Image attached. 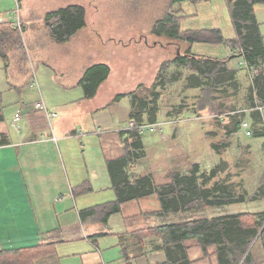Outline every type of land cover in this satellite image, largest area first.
<instances>
[{
  "label": "crops",
  "instance_id": "crops-1",
  "mask_svg": "<svg viewBox=\"0 0 264 264\" xmlns=\"http://www.w3.org/2000/svg\"><path fill=\"white\" fill-rule=\"evenodd\" d=\"M3 1L6 0H0ZM24 5L23 0H15L16 11L22 13L20 19L27 25ZM177 10L180 20L187 16L193 20L198 18L195 22H190L186 28L181 24L180 31L218 29L224 39L235 37L226 0H202L195 3L186 1L179 4ZM2 13L0 12V22L14 20V16L9 19L1 17ZM8 13L5 12L7 15ZM262 23L264 24V21ZM45 30L47 32L46 28L43 29L42 36H45ZM79 31L64 43H56L44 37V44L35 45V41L30 40V34L24 27L23 34L28 42L29 55L27 68L30 72L21 74L16 72L15 79L19 80V84L22 85L20 87L17 82L9 80L4 61L0 58V69L3 72L0 81V250L29 248L36 245L50 246L51 253L38 257L34 264L113 262L171 264L161 247V239L155 236L148 238L137 232L147 227L178 222L171 220V217L176 218L175 213L160 212L161 206L156 194L122 203L119 211L111 214L106 222L101 220L103 211L95 212L86 220L81 219L80 212L116 200L107 163L125 154V139L128 135L120 132L125 129L121 127L122 123L130 118L132 110L130 93L138 97L146 94L145 89L150 88L155 81L164 61L163 48H178V43L173 40L166 45L159 43L158 49L155 47L157 43H153L149 52L153 49L154 55L147 57V60H138L135 54L140 49L146 50L148 45L118 44L117 52L133 50L134 54L133 58L129 54L126 55L128 58L126 56L118 58L115 55V44H112L110 55H99L97 54L99 51H95L89 55V58L93 57L94 60L86 63L81 60H70L76 68L67 70L68 65L64 56L72 53L60 51L57 46L60 45V48L67 50L76 47ZM186 43L187 48L191 47V54L197 56L225 60L234 54L233 49L224 43L197 41ZM52 51L56 53L58 62L55 60L50 62ZM240 59L238 66L241 68L238 69L231 66V59L226 62L227 68L235 71V79H240L239 76L244 74L248 76L249 73L247 68L239 65L243 61L242 57ZM38 64L45 68L50 67L54 74L50 79L52 85L49 86L46 81L43 86L48 93L47 100L43 98L41 88L34 77L38 71ZM94 64H106L109 73L98 85L95 94L92 97H85L80 81L84 69ZM170 66L167 68L168 71ZM175 70L173 69V72ZM188 71V75L192 73ZM170 72L171 70L168 73ZM178 82L179 80L172 81L156 89L159 92L157 105L167 87ZM77 89L80 91L75 93ZM118 94L124 96L115 99ZM70 95L72 97H69ZM3 98L12 105L11 114L2 109ZM40 100L43 101L46 111L56 113L50 123L56 140L51 139L46 111L35 106ZM122 102L124 104L120 105ZM18 109L21 112L20 117L16 119L15 113ZM159 109L157 106L156 114L159 113ZM118 111L122 113L118 114ZM255 112L242 117V120L249 118L251 128L258 127L260 124L258 126L255 124L259 121L262 123L261 120L264 118V111ZM96 128H100V133H93ZM81 130L86 132L79 135ZM258 132L261 133V130ZM261 134L263 136L259 137L263 138L264 133ZM141 141L145 152L142 135ZM137 167L133 162L127 168L128 173L137 177L141 172ZM163 176V180L157 182V185L169 182V176L166 174ZM241 204L244 206L238 208H234V204L216 207L215 212H219V215L255 212L250 210L251 206L248 203ZM210 209L212 208L202 211L203 215L207 216L205 214H208ZM109 239L113 241H108ZM102 240L103 252L99 249ZM183 244L190 264H219L214 245L207 246L203 251L196 239H186ZM60 247L64 249L62 253L58 252ZM257 252V255L262 256L261 246Z\"/></svg>",
  "mask_w": 264,
  "mask_h": 264
},
{
  "label": "trees",
  "instance_id": "trees-1",
  "mask_svg": "<svg viewBox=\"0 0 264 264\" xmlns=\"http://www.w3.org/2000/svg\"><path fill=\"white\" fill-rule=\"evenodd\" d=\"M186 1L195 3L202 0H167L161 17L153 21L151 33L170 38L178 44L179 40L187 41L188 44L196 41L227 44L234 52L229 59L242 57L248 66L258 67L259 70L248 88V105L244 108L253 107L255 103L264 105V42L254 12L255 5L264 4V0H226L235 31V37L232 39H224L218 29L180 31L181 17L178 15L179 11H174L173 8ZM44 25L53 42H67L85 25V10L82 6L73 4L58 7L46 13ZM0 58L4 61L6 70L12 65L20 74L28 71L29 55L26 42L10 22H0ZM229 59L219 60L193 55L190 48L186 49L184 54L183 52L176 53L173 58L161 63L155 81L150 88L145 89L146 94L138 97L130 93L132 96L130 118L137 122H156V118L152 117V114L154 115L157 111L155 103L157 104L159 93H156V89L178 78L177 71L173 72L172 76L168 75L167 68L170 65L176 69L185 67L192 72L186 76L187 86L191 88L205 86L214 89L220 83L233 81L235 71L226 66ZM108 73L109 67L106 64H94L88 67L80 81L84 96L92 97ZM159 76H163V83H159ZM122 96L124 95L118 94L115 99ZM148 104L153 107H149ZM144 112L149 119L142 118ZM254 113L256 112L252 111V114ZM256 116L259 115L256 114ZM120 133L128 135V139H125V154L107 163L112 187L116 192V200L83 209L80 212L82 220H86L95 212L103 211L101 220L106 222L111 214L119 211L122 203L156 194L162 214L182 212L187 216L180 222L164 223L137 232L138 234L143 233L142 235L148 238L155 236L161 239V247L165 250L171 264H190L183 244L184 240L189 238L196 239L203 251L207 246L214 245L219 264H264V211L220 214L210 218L199 215L208 208L223 207L260 198L263 195L261 188L264 187V181L251 196L246 195L244 191L236 195L235 189L226 179H218L213 185L207 187L208 182L217 176L219 170L225 169V164L222 168L221 165H217L208 172H200L198 164H193L188 175L175 173L168 183L157 185L153 183L151 175L135 177L128 173L127 168L135 161L133 157L144 155L141 135L131 130H121ZM254 135L263 136L257 131ZM129 139L131 141L128 142ZM213 147L216 146L213 145ZM262 148L264 150V140ZM256 236L261 241L260 246L263 252L262 256L257 255L262 257L259 258L260 263H256L251 249L248 248ZM51 251L48 245L0 250V264H34L38 257L49 254Z\"/></svg>",
  "mask_w": 264,
  "mask_h": 264
},
{
  "label": "rangeland",
  "instance_id": "rangeland-1",
  "mask_svg": "<svg viewBox=\"0 0 264 264\" xmlns=\"http://www.w3.org/2000/svg\"><path fill=\"white\" fill-rule=\"evenodd\" d=\"M23 1L25 2L24 15L27 18V25L20 19L21 24L26 27V30H28L27 33L30 34V40H34L35 45L44 44V37L51 39L46 30L45 36H42L43 29H45L44 20L46 13L58 7L71 4L79 5L84 8L85 25L80 29L77 35V41L75 43L77 46L71 50L60 48V45L57 46L59 47L57 49L60 51L64 50L66 53H72L67 57L64 56L68 65L66 66L67 70L76 68V65H72L70 60H81L82 62L84 61V63L94 60L93 57L90 59L89 55L95 51H99L97 52L99 55H110L111 48L113 47L111 46L112 44H115V55L118 56V58L126 56L127 54H129L131 58L134 56L133 50L130 52H117L116 45L118 44L148 45L146 50L140 49L139 52L136 53L137 55L135 54L136 59L147 60V57L149 58L154 55L153 49L152 52H149L150 46H153V43H157L155 47L158 49V46H160L159 43L166 45L170 43L171 40L170 38L151 33L153 21L161 17L167 0ZM182 3H180V5ZM177 7V5L174 6L175 9L173 8V10L178 11ZM6 11L9 12L8 15L5 14ZM0 12H3L1 17H6V19L15 16V0L0 2ZM185 12H187V9H185ZM254 12L259 24L260 34L262 35L264 32V24L262 23L264 21V4L255 5ZM18 15L22 16V13L19 12ZM197 19L193 20L190 16L183 17L179 20V29L182 30L181 24L186 28L187 25H190V22H195ZM22 37L26 41L25 34H22ZM27 43L26 41V45ZM187 47L186 41L179 40V50L175 47L163 48V62L173 58L177 51L179 53L183 52L184 54V51L188 49ZM126 58L128 57L126 56ZM52 60L58 62V57L54 51H52L50 62ZM240 60L239 57L232 58L231 66L237 69L241 68L238 66ZM86 69L87 67L84 69V72ZM173 69L175 70L176 68L171 65L169 71L171 70L173 73ZM179 70V72L175 70L178 72L177 80H179V82L167 87L158 105L155 103V106L160 107L159 113L152 114V117L156 118V121H170L171 124H165L161 132L146 131L142 134L145 146V152L143 150L144 155L142 157H133V160L140 161H134V164L138 166L137 170L141 171L137 177L151 175L153 183L157 184V182L163 180L164 174L169 176V181L175 173L188 175L193 164H198L200 172H208L217 165H221L222 168L223 164H225V169L219 170L217 176L208 182L207 187L213 185L218 179H226L231 187L233 186L235 189L236 195L244 191L246 195L251 196L255 189L264 181V150L261 144L263 143L262 140H264V137H255L254 135L256 131L258 132L260 130L261 133H264L262 131V123L259 121L255 124L257 126L260 125L258 127H252V130L255 132L251 137L245 138L240 128L239 121L243 119L242 117L244 115H250L251 113L229 114L231 111L244 109V107L248 105L247 94L252 80L249 73L248 76L244 74L243 76H239L240 79H235L234 77L233 81L220 83L217 87L211 89L205 86L200 88H189L188 86H184L189 71L185 67ZM169 71L167 70V73ZM171 72L168 73V75L172 76ZM6 74L10 81L17 82L19 87L22 86L19 84V80L15 79L17 76L15 66H9L6 70ZM53 75L50 67L45 68L42 64H38V71L36 75L34 74V77L41 88L42 96L45 100H47L48 93L45 92L43 86L46 81L49 86L52 85L50 79ZM2 77L3 72L0 69V81ZM162 77L163 76L158 77L159 83L164 82V78ZM35 86L37 87V85ZM79 91L80 90L77 89L75 93ZM156 93L158 94L159 92ZM69 97L72 96L70 95ZM1 100L3 101L1 103L2 109L6 111L7 114H11L13 111L11 108L12 105L7 103L4 98ZM123 104L124 102L120 105ZM199 106L204 108L200 109ZM172 112L174 113L172 114ZM117 113L120 114L122 111H118ZM142 118H144V120L149 119L145 112L142 114ZM127 121L122 123V128H126ZM50 123L51 118L50 121L47 118L48 127H50ZM17 126L19 127V122H17ZM213 145L216 147L212 148ZM261 192L263 195H261L260 198H253L248 202H244L251 206L250 210H253V212L255 211L254 213L264 211V187L261 188ZM241 203H235L233 207H241V205H243ZM205 215H211L210 217L215 215L218 216L219 212H215V208H212L209 210V213ZM186 216V214L178 212L175 213L176 218L171 217V220L180 222L183 221L182 219ZM108 241L112 242L113 240L109 239ZM103 242L104 240H102L101 244L99 243V249L102 250V252L104 251ZM260 242L261 241L257 239L256 236L248 246L256 259V263H260L259 258H262L261 256H257V250L261 244ZM63 250L62 247L58 248L59 253H62ZM63 259L64 258H62V261ZM112 264H116V262ZM118 264L124 263L120 262Z\"/></svg>",
  "mask_w": 264,
  "mask_h": 264
},
{
  "label": "built area",
  "instance_id": "built-area-1",
  "mask_svg": "<svg viewBox=\"0 0 264 264\" xmlns=\"http://www.w3.org/2000/svg\"><path fill=\"white\" fill-rule=\"evenodd\" d=\"M18 13L19 12L17 10L15 13L16 15L14 16V20L12 22H13V27L16 28L20 32V34L22 35L23 34V25L21 24L20 16L18 15ZM239 65L240 66L242 65L245 68H247L251 79H253L255 77V75H257L259 72L258 67L248 66L244 59H243V61H241L239 63ZM35 106L45 110V106H44V103L42 100L35 103ZM252 111H258L260 113H263L264 105H260L258 103H255V105L253 107H248V108H244V109H240V110L231 111V112H229V114L248 113V112L250 113ZM20 112H21L20 109H18L17 112L15 113L16 119H18L20 117ZM54 116H56V113L46 111V117L48 118L49 121H50V118H52ZM261 121H262V131L264 132V118H262ZM165 124H171V122L170 121H167V122L156 121L153 123H151V122H137L134 119L130 118L127 121L126 128L123 130L136 131L140 135H142L146 131L147 132L148 131H160L161 132L163 130V126ZM240 128H241L243 134L247 137H249L253 134V130H252L248 120H241L240 121ZM49 129L51 130V139L56 140V137L52 133L51 125H50ZM93 133H100V128H96ZM80 134L83 135V131H80L79 135Z\"/></svg>",
  "mask_w": 264,
  "mask_h": 264
},
{
  "label": "bare ground",
  "instance_id": "bare-ground-1",
  "mask_svg": "<svg viewBox=\"0 0 264 264\" xmlns=\"http://www.w3.org/2000/svg\"><path fill=\"white\" fill-rule=\"evenodd\" d=\"M10 23H11V24H12V26H13V22H10ZM252 135H253V134H252ZM252 135H251V136H252ZM244 136H245V135H244ZM251 136H249V137H251ZM245 137H247V136H245Z\"/></svg>",
  "mask_w": 264,
  "mask_h": 264
}]
</instances>
